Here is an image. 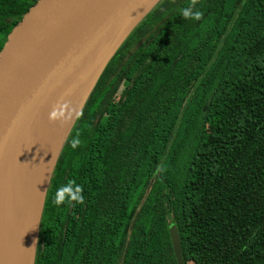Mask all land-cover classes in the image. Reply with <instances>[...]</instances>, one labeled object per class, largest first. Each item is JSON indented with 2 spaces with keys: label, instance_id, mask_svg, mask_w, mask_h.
Wrapping results in <instances>:
<instances>
[{
  "label": "trees",
  "instance_id": "16d2710c",
  "mask_svg": "<svg viewBox=\"0 0 264 264\" xmlns=\"http://www.w3.org/2000/svg\"><path fill=\"white\" fill-rule=\"evenodd\" d=\"M38 0H0V51ZM161 0L95 81L33 264H264V0ZM79 136L81 147L70 141ZM74 179L84 205L52 204Z\"/></svg>",
  "mask_w": 264,
  "mask_h": 264
},
{
  "label": "water",
  "instance_id": "95a60500",
  "mask_svg": "<svg viewBox=\"0 0 264 264\" xmlns=\"http://www.w3.org/2000/svg\"><path fill=\"white\" fill-rule=\"evenodd\" d=\"M160 1L38 0L8 34L0 51V178L25 144L32 146L43 167L21 238L20 264L34 262L42 210L56 162L52 167L47 164L31 128L47 108L60 103L67 91L83 81L85 102L117 49ZM169 236L176 263L184 264L177 230L171 228ZM0 238V264H12L4 250L1 218Z\"/></svg>",
  "mask_w": 264,
  "mask_h": 264
},
{
  "label": "bare ground",
  "instance_id": "6f19581e",
  "mask_svg": "<svg viewBox=\"0 0 264 264\" xmlns=\"http://www.w3.org/2000/svg\"><path fill=\"white\" fill-rule=\"evenodd\" d=\"M85 85L84 83V88ZM69 94L70 90L65 93L60 103H69L72 108L77 109L78 102L72 96L69 97ZM56 103L57 101L47 108L31 128V135L51 167L75 118L74 114L67 124L51 123L49 113L54 106L60 105L59 102ZM42 175L43 167L32 146L25 144L20 155L12 157L9 167L0 178V218L5 232L4 250L12 264L21 263V238L27 222V213Z\"/></svg>",
  "mask_w": 264,
  "mask_h": 264
},
{
  "label": "clouds",
  "instance_id": "9594fccd",
  "mask_svg": "<svg viewBox=\"0 0 264 264\" xmlns=\"http://www.w3.org/2000/svg\"><path fill=\"white\" fill-rule=\"evenodd\" d=\"M198 0H190V6L181 9L182 15L185 19H192L199 21L203 13L197 8L193 11V8L196 7ZM78 118L82 115V111H78L75 108H72L69 103L60 104L54 106L52 111L49 113V121L51 123L60 122L61 124H67L72 120L73 115ZM82 141L79 136L73 138L70 141V147L73 150L81 147ZM86 198L84 196V187L81 184H78L76 180H68L67 183L61 185L54 194L52 199V204L59 208L62 205H84Z\"/></svg>",
  "mask_w": 264,
  "mask_h": 264
},
{
  "label": "rangeland",
  "instance_id": "374dc122",
  "mask_svg": "<svg viewBox=\"0 0 264 264\" xmlns=\"http://www.w3.org/2000/svg\"><path fill=\"white\" fill-rule=\"evenodd\" d=\"M90 81V80H89ZM88 81V82H89ZM84 83L86 84V82H81L80 84L77 85V87L75 89H73L70 94H69V97L72 96V98L75 99L76 102H78L77 104V110L79 111L83 102H84V99H85V96H86V88H84ZM63 103V102H62ZM60 103V104H62ZM75 117V115H74ZM173 251V250H172ZM182 252V251H181ZM174 255V254H173ZM175 258V257H174ZM176 261V260H175ZM184 261V260H183ZM177 264V263H176ZM185 264V262H184Z\"/></svg>",
  "mask_w": 264,
  "mask_h": 264
}]
</instances>
